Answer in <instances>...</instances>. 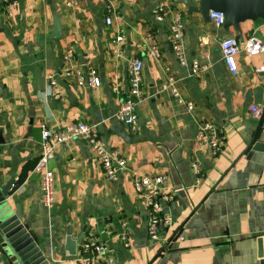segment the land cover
I'll use <instances>...</instances> for the list:
<instances>
[{"label": "crops", "instance_id": "obj_1", "mask_svg": "<svg viewBox=\"0 0 264 264\" xmlns=\"http://www.w3.org/2000/svg\"><path fill=\"white\" fill-rule=\"evenodd\" d=\"M67 1L17 0L12 14L0 3V187L13 178L8 201L13 209L18 204L23 225L48 263L103 264L78 260L81 241L91 237L105 242L112 264H149L179 228L150 264H260L264 149L252 146L264 145V128L255 133L257 121L249 115V104L264 105V70L258 69L264 66V54H238L237 74L232 75L218 41L236 36L242 45L251 34L264 40V21L242 22L239 38L232 27L216 29L198 12L188 13L185 0H80L77 6ZM157 5L167 9L163 21L153 17ZM173 14L184 24L187 59L208 64L200 75L181 66L171 52L167 28ZM54 15L61 26L59 38L51 35ZM147 30L158 41L159 59L147 51ZM69 47L78 64L90 60L100 86L78 87L64 79L61 53ZM130 58L143 63L135 134L117 116L128 88ZM166 67L177 78L180 97L193 102L191 110L161 90ZM51 74L60 98L48 84ZM115 82L118 93L112 91ZM258 89L259 99L254 94ZM206 121L219 127L224 138L216 156L198 143L199 125ZM74 122L94 126L105 146L119 152L125 167L115 182L108 181L90 147L74 138L67 148H55L49 165L53 203L45 205L40 179L32 171L41 148L40 127L57 130ZM193 160L199 164L198 175L191 169ZM133 174L162 175L165 189L174 191L171 201H162L163 212L173 218L163 240L147 237L146 210L132 187ZM68 228L73 238L84 234L74 255L65 247ZM0 264L10 262L0 255Z\"/></svg>", "mask_w": 264, "mask_h": 264}, {"label": "built area", "instance_id": "obj_2", "mask_svg": "<svg viewBox=\"0 0 264 264\" xmlns=\"http://www.w3.org/2000/svg\"><path fill=\"white\" fill-rule=\"evenodd\" d=\"M80 0H68L71 6H77ZM5 7L7 14H12L17 7V0H0ZM153 17L156 21H163L167 15L165 6L157 5L154 7ZM209 20L216 29H222L224 15L220 11L210 10ZM105 22L109 24L111 17L107 16ZM168 36L171 52L174 58L181 66H186L191 73L200 75L208 69V64H203L199 59L188 60L185 48L183 46L184 24L179 14H173L168 23ZM121 36H116L115 40L120 41ZM145 42L147 51L153 59H159L161 52L159 44L152 32H145ZM222 60L227 70L232 74H237L236 56L244 53L247 56H256L264 54V40L251 34L241 45L236 36H225L218 41ZM207 56H205V59ZM75 52L72 47L65 49L61 53L62 68L61 73L64 79L72 85L78 87L96 88L101 85V78L90 62L84 59L76 61ZM142 68L143 63L138 58H130L127 68L128 88L124 96L120 98L117 116L121 119L127 130L135 134L138 129L137 107L142 101ZM264 70V66L258 68ZM47 81L56 98H60L57 89V82L54 75H47ZM177 78L171 73L168 67L165 68V78L161 83V90L167 91L178 103L185 106L186 109L193 108V102L184 100L180 97L176 87ZM112 91L118 93L117 83L112 84ZM264 105L257 103L249 104V115L253 120L259 121L263 118ZM74 138L82 139L93 151L99 161L105 178L110 182L118 179V174L125 167V160L117 150H109L103 143L97 129L86 122H74L64 128L51 130L44 124L40 127V152L36 158L33 167V173L40 179L41 200L45 205L53 203L54 174L49 168V162L53 158L55 148H67L68 144ZM199 145L206 146L212 156H216L223 148L224 138L221 129L212 122L206 121L199 125L197 132ZM192 171L198 175L199 164L196 160L191 162ZM164 177L162 175L147 176L143 174H133L131 184L137 195L143 200L146 210V234L152 241L163 240L172 226L173 218L162 210V201H171L175 194L173 190H166L163 185ZM122 242L126 246V235L121 236ZM78 260L85 263L102 262L103 264H112L109 248L104 241L95 240L91 237L81 241L78 249Z\"/></svg>", "mask_w": 264, "mask_h": 264}, {"label": "water", "instance_id": "obj_3", "mask_svg": "<svg viewBox=\"0 0 264 264\" xmlns=\"http://www.w3.org/2000/svg\"><path fill=\"white\" fill-rule=\"evenodd\" d=\"M188 13L198 12L204 21H209L208 13L210 10L220 11L224 15L223 29L233 28L239 38H241L240 24L245 21H256L258 19L264 21V0H197L196 4H192L190 0H185ZM54 30L53 38L61 36V26L56 15L53 16ZM255 83L253 82L252 85ZM252 90L246 92L247 99H251ZM256 98H261V91H254ZM264 128L263 118L257 121L256 131ZM254 138V137H253ZM253 149H264V145L260 142L253 144ZM52 165V160L49 162ZM13 186V178H10L3 187H0V255L8 258L10 264H49L47 257L37 246L34 238L30 235L27 228L21 221L18 204H14V209L8 201ZM179 232L176 229L155 254L152 260L159 254L166 244ZM82 233L77 239H82ZM77 239L71 235L70 228L67 229L65 238V247L70 255L76 253ZM264 238H258V256L264 257ZM151 260V261H152ZM149 262V264L151 263ZM260 264H264L261 261Z\"/></svg>", "mask_w": 264, "mask_h": 264}, {"label": "rangeland", "instance_id": "obj_4", "mask_svg": "<svg viewBox=\"0 0 264 264\" xmlns=\"http://www.w3.org/2000/svg\"><path fill=\"white\" fill-rule=\"evenodd\" d=\"M168 237H169V236H168ZM167 239H168V238H167ZM167 239H166V240H167ZM169 242H170V241H169ZM169 242H168V243H169ZM165 243H166V241H165ZM168 243H167V244H168ZM167 244H166V245H167ZM163 249H164V248H163Z\"/></svg>", "mask_w": 264, "mask_h": 264}, {"label": "trees", "instance_id": "obj_5", "mask_svg": "<svg viewBox=\"0 0 264 264\" xmlns=\"http://www.w3.org/2000/svg\"><path fill=\"white\" fill-rule=\"evenodd\" d=\"M175 236H176V235H175ZM175 236H174V237H175ZM174 237H173V238H174ZM173 238H172V239H173ZM172 239H171V240H172ZM171 240H170V241H171ZM158 255H159V254H158Z\"/></svg>", "mask_w": 264, "mask_h": 264}]
</instances>
